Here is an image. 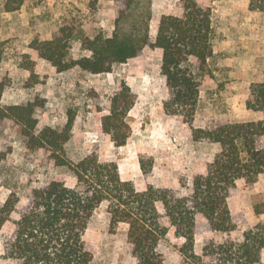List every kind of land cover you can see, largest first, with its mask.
Here are the masks:
<instances>
[{"label":"trees","instance_id":"16d2710c","mask_svg":"<svg viewBox=\"0 0 264 264\" xmlns=\"http://www.w3.org/2000/svg\"><path fill=\"white\" fill-rule=\"evenodd\" d=\"M124 4L118 10L111 36L103 32L86 38L82 45L89 55L66 60L67 46L60 37L52 40H33L30 48L49 62L58 72L79 67L90 74L112 71L136 57L145 46L162 52L160 73L165 77L169 98L163 102L167 115L179 116L192 130L195 142L216 144L218 150L207 164L204 175H195L188 187L158 188L148 185L143 191L132 181L124 180L115 162L101 161L91 153L74 162L65 155L76 113L67 111L61 130L46 126L35 132V111L38 103L1 104L5 85L0 82V121L9 120L17 126L28 148L44 149L56 167L65 168L75 180L68 186L63 179L34 188L28 202L13 221V231L3 241V258L13 264H93L94 245L84 234L97 210L105 208L109 230L115 232L120 224L127 225L126 238L132 247L136 264H163L158 251L169 228L184 243L179 249L182 264H264V223L260 222L243 232L240 240L226 239L221 243L209 241L201 254L195 252V237L203 231L229 234L236 229L228 197L238 180L253 184L264 174V147L258 140L264 136V119L217 124L213 129L192 127L196 114L201 80L209 73L213 57V17L211 8L197 0H180L182 14L161 15L155 38L150 35L151 11H144L141 0H112ZM23 0H6L5 10H18ZM249 10L264 13V0H251ZM31 78H34L31 71ZM245 107L264 113V81L252 83ZM136 96L123 83L111 97L109 114L102 117V131L110 135L115 147H122L129 137L126 122ZM5 154L0 151V164ZM143 174L149 168L140 159ZM183 188L186 192H183ZM19 198L9 194L0 203V232L16 211ZM161 203L164 213L158 211ZM255 212L264 213V202ZM165 217L168 226L161 222Z\"/></svg>","mask_w":264,"mask_h":264},{"label":"rangeland","instance_id":"374dc122","mask_svg":"<svg viewBox=\"0 0 264 264\" xmlns=\"http://www.w3.org/2000/svg\"><path fill=\"white\" fill-rule=\"evenodd\" d=\"M197 1L211 8L213 17L215 53L208 63L209 73L202 80L214 71L218 81L215 88L203 89L201 80L202 93L201 97L199 94L192 127L209 130L217 124L242 121L239 116L242 110L238 114L232 110L244 99L238 101L232 96L235 89L225 86L231 73L224 62L236 61L231 58L235 53L222 50L220 45H224L227 39L231 40L235 49L241 52L240 62H248L249 57L242 53L241 46L244 45L246 50L250 48L249 44L257 42L261 62H264V13L258 11L261 15L252 18L245 16L251 0ZM5 3L6 0H0V82L5 85L1 100L3 106L45 101L35 111L36 133L46 126L61 130L66 123L67 111L73 110L76 117L71 137L65 144L66 157L76 162L95 153L101 161L115 162L121 177L132 181L139 191L148 185L158 188L190 185L192 179H188L185 173L190 168L187 152L198 158L206 159L207 156L212 159L218 146L206 141H193L192 130L181 117L165 112L163 115V102L169 98V92L165 77L160 73V49L145 46L136 57L115 64L111 72L90 74L79 67L58 72L29 47L33 40L60 37L67 46V61L89 55L83 41L99 32L111 36L123 3L112 0H23L21 7L13 12L5 10ZM140 6L144 11H151L152 40L161 15L182 14L180 0H141ZM236 23L250 28L258 26L259 31L243 32L244 38L248 39L244 40L242 35L235 34L236 31L234 34L231 32ZM256 33L257 38H252ZM31 71L34 78L30 77ZM123 83L135 94L136 100L126 118L129 126L127 142L122 147H115L110 135L102 131L101 124L102 117L109 114L112 95ZM241 92H246L244 85ZM17 129L12 121H0V151L5 154L0 164V203L11 193L19 198L16 211L0 232V264H13L3 258V241L11 235L13 221L27 205L31 191L56 179L65 180L68 186L75 183L65 168L53 164L47 150L28 148ZM258 145L264 147V136L258 140ZM140 159L144 160L146 169L152 159V168L147 176L141 170ZM183 192H186L185 188ZM262 202L264 174L253 184L238 180L228 197L236 229L229 234L216 231L199 233L196 235L198 244L195 252L201 254L203 245L209 241L221 243L229 238L238 241L244 231L257 223H264V213L255 212L256 205ZM157 208L161 214L164 213L161 203H157ZM161 222L168 226L165 217ZM126 231L127 225L120 224L115 232H110L105 208H99L84 234V239L95 248L93 264H136ZM183 243L184 239L175 237L173 228H169L167 236L158 245L163 264H182L179 249ZM261 259L264 262V250Z\"/></svg>","mask_w":264,"mask_h":264},{"label":"crops","instance_id":"0c3cea01","mask_svg":"<svg viewBox=\"0 0 264 264\" xmlns=\"http://www.w3.org/2000/svg\"><path fill=\"white\" fill-rule=\"evenodd\" d=\"M248 16L249 18L255 17V15H261L260 12L258 11H250L248 10L245 14V16ZM243 16H241L242 19ZM249 24V23H248ZM247 29V31H245ZM235 31L237 33H235ZM253 31L254 33L256 31H259V27L256 26L254 28H250L249 26H244L241 23H236L233 29H231V32L233 34H237L239 36L242 35L243 32H251ZM230 32V33H231ZM251 36V34H250ZM257 33L252 36V38H257ZM242 38L244 36L242 35ZM244 40H248L245 39ZM243 42V40H242ZM250 48H247L246 50L244 49V45L241 46L243 48L242 53L246 54L248 58V62H240L241 55L237 49H235L234 44L232 43L231 40L228 41L225 40L224 45H220L222 50H228V52H232L235 54H232L231 58H233L236 61L230 60L229 57L228 60L232 62H224V65L229 68L230 70V78L227 81L228 83L225 84V86L229 85L231 89H235V91L232 93V96L236 98L238 101L239 99H244L242 100L243 102L238 104V108L234 107L233 113L238 114L239 110L242 112L240 113V118L242 121H258L264 119V113L259 112V111H249L246 108H244L246 100L249 98V86L251 83H256V82H262L264 81V62H261V56L259 52V45L257 42L249 44ZM249 47V46H248ZM213 50V54H214ZM264 55V54H263ZM264 60V59H263ZM262 60V61H263ZM215 72L212 71V75H207L203 80H202V88L205 89L206 87L209 88H215L217 85V79L216 76H214ZM246 88V92H241L242 87ZM202 91H200V97H201ZM244 110L246 111L247 114L245 113ZM163 111V110H162ZM163 115L164 111H163ZM196 119V118H195ZM187 124V123H186ZM191 130V127L188 126ZM187 157H189V163H190V168L185 170V173L188 177V179H192L195 175H204L207 171V164L211 160V157H197V156H191L187 152ZM172 188H178V184L174 185ZM197 236L195 237V245H197Z\"/></svg>","mask_w":264,"mask_h":264}]
</instances>
